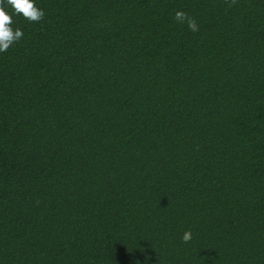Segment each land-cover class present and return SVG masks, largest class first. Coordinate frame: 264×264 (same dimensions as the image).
Masks as SVG:
<instances>
[{
	"label": "trees",
	"instance_id": "16d2710c",
	"mask_svg": "<svg viewBox=\"0 0 264 264\" xmlns=\"http://www.w3.org/2000/svg\"><path fill=\"white\" fill-rule=\"evenodd\" d=\"M35 3L0 53V264H264V0Z\"/></svg>",
	"mask_w": 264,
	"mask_h": 264
},
{
	"label": "clouds",
	"instance_id": "9594fccd",
	"mask_svg": "<svg viewBox=\"0 0 264 264\" xmlns=\"http://www.w3.org/2000/svg\"><path fill=\"white\" fill-rule=\"evenodd\" d=\"M228 7L238 3V0H224ZM6 5L11 8L9 12ZM13 14L21 16L30 23H40L45 17V12L39 8L35 0H0V53L6 52L13 45L22 40L24 33L19 27L13 28L15 23ZM174 20L178 24H187L192 32L199 31L196 20L184 11H176ZM192 240L191 231H186L182 236L183 243H190Z\"/></svg>",
	"mask_w": 264,
	"mask_h": 264
}]
</instances>
